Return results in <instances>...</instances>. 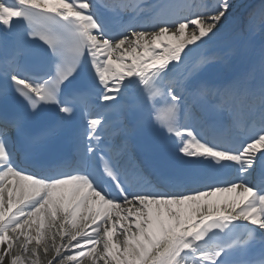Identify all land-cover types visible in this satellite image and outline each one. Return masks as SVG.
<instances>
[{"label":"snow or ice","instance_id":"snow-or-ice-1","mask_svg":"<svg viewBox=\"0 0 264 264\" xmlns=\"http://www.w3.org/2000/svg\"><path fill=\"white\" fill-rule=\"evenodd\" d=\"M0 246L264 264V0H0Z\"/></svg>","mask_w":264,"mask_h":264},{"label":"bare ground","instance_id":"bare-ground-1","mask_svg":"<svg viewBox=\"0 0 264 264\" xmlns=\"http://www.w3.org/2000/svg\"><path fill=\"white\" fill-rule=\"evenodd\" d=\"M226 27L224 28L222 34L225 36V38L227 37L228 33L230 32L231 28H230V24L229 22H225ZM186 31H191V29H188ZM221 42V41H220ZM220 47V44L217 46H212L211 48H205V50H211L213 48H218ZM203 52L202 49L198 50L197 53L194 54L195 58H199L200 56H203ZM31 247V246H30ZM23 259H25L27 261L28 257L25 255L24 257H22ZM52 259L51 254L49 255H45L43 252L40 253V258H39V264H48V260ZM5 264H7V261H5Z\"/></svg>","mask_w":264,"mask_h":264}]
</instances>
